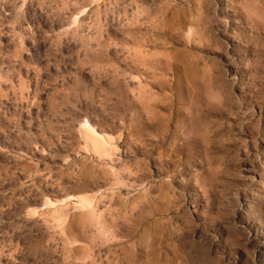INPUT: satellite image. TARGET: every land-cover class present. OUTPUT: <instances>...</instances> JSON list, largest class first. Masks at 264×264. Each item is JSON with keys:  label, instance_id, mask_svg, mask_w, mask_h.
I'll use <instances>...</instances> for the list:
<instances>
[{"label": "rangeland", "instance_id": "obj_1", "mask_svg": "<svg viewBox=\"0 0 264 264\" xmlns=\"http://www.w3.org/2000/svg\"><path fill=\"white\" fill-rule=\"evenodd\" d=\"M0 264H264V0H0Z\"/></svg>", "mask_w": 264, "mask_h": 264}, {"label": "bare ground", "instance_id": "obj_2", "mask_svg": "<svg viewBox=\"0 0 264 264\" xmlns=\"http://www.w3.org/2000/svg\"><path fill=\"white\" fill-rule=\"evenodd\" d=\"M81 129L84 131V135H85V140L89 141V145L91 147V152L93 151L95 154H107L109 156V141L110 140L106 135H101L98 132H96V130L90 126L88 123H84L81 125ZM87 142V141H86ZM88 146V145H87ZM73 206H77L79 208L82 209V211L84 209H89L92 204V199L90 201V199L88 198H80V197H72L69 196L63 200L57 201V202H53L50 201L48 203L45 204V206H58V205H62V204H66L68 202H71Z\"/></svg>", "mask_w": 264, "mask_h": 264}]
</instances>
